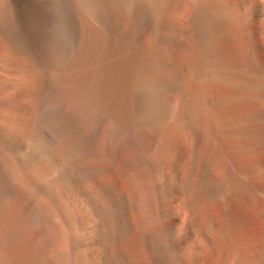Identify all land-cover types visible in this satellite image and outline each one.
Instances as JSON below:
<instances>
[{"label": "bare ground", "instance_id": "obj_1", "mask_svg": "<svg viewBox=\"0 0 264 264\" xmlns=\"http://www.w3.org/2000/svg\"><path fill=\"white\" fill-rule=\"evenodd\" d=\"M219 247L264 264V0H0V264Z\"/></svg>", "mask_w": 264, "mask_h": 264}, {"label": "rangeland", "instance_id": "obj_2", "mask_svg": "<svg viewBox=\"0 0 264 264\" xmlns=\"http://www.w3.org/2000/svg\"><path fill=\"white\" fill-rule=\"evenodd\" d=\"M247 217V220L250 222V218L249 216H245V218ZM217 223H221L219 218H216ZM225 248L223 247H219L217 248V250H215L214 253H212L213 255L211 256H207V252H205L204 250H198L199 252V257H198V262L199 264H221V261L223 259V257H227V251L225 250Z\"/></svg>", "mask_w": 264, "mask_h": 264}, {"label": "snow or ice", "instance_id": "obj_3", "mask_svg": "<svg viewBox=\"0 0 264 264\" xmlns=\"http://www.w3.org/2000/svg\"><path fill=\"white\" fill-rule=\"evenodd\" d=\"M105 119H106V117L103 114H101V116L99 117V119L97 121L96 128L94 131V135L98 136L101 133Z\"/></svg>", "mask_w": 264, "mask_h": 264}]
</instances>
